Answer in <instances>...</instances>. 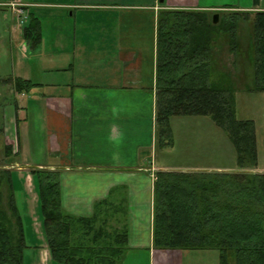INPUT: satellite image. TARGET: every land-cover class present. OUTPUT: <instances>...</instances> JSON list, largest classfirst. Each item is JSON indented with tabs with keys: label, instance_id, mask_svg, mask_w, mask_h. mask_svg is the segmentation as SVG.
Returning <instances> with one entry per match:
<instances>
[{
	"label": "crops",
	"instance_id": "crops-1",
	"mask_svg": "<svg viewBox=\"0 0 264 264\" xmlns=\"http://www.w3.org/2000/svg\"><path fill=\"white\" fill-rule=\"evenodd\" d=\"M48 2L0 0V11L12 9L17 17L19 10L27 15V4L62 9L46 17L55 25L49 27L48 21L45 31L41 26L42 40L35 47L23 38V26L14 23L10 29L13 75L2 82L15 97L4 127L14 139L5 138L10 150L2 169H16L19 178L27 179L28 210L32 169L60 172L62 207L75 216H91L95 204L116 190L115 200L127 210L124 264H155L172 253L186 264V253L153 245L154 177L171 170L158 165L155 156L158 15L165 9L219 11L225 6L257 12L264 11L262 1L257 9L253 0ZM18 81L33 85L27 89ZM33 148L41 150L44 162L34 159ZM44 250L49 251L46 242L41 255Z\"/></svg>",
	"mask_w": 264,
	"mask_h": 264
},
{
	"label": "trees",
	"instance_id": "trees-1",
	"mask_svg": "<svg viewBox=\"0 0 264 264\" xmlns=\"http://www.w3.org/2000/svg\"><path fill=\"white\" fill-rule=\"evenodd\" d=\"M260 2L253 0L255 9ZM30 16L23 38L35 47L42 40L41 25ZM243 20L251 21L245 38L239 34ZM220 41L230 45L233 68L246 70L250 92L264 93V11L225 6L219 11L159 12L156 145L173 146V117H209L233 145L237 170L158 171L153 245L186 254L218 251L220 264H264V173L253 171L259 165L256 125L238 118L237 76L221 69L214 56ZM19 84L27 89L33 85ZM31 175L52 262L124 264L129 249L120 216L127 215L124 202L110 195L95 204L91 216H75L62 207L59 171L32 169ZM27 247L11 173L0 169V264H24Z\"/></svg>",
	"mask_w": 264,
	"mask_h": 264
},
{
	"label": "rangeland",
	"instance_id": "rangeland-1",
	"mask_svg": "<svg viewBox=\"0 0 264 264\" xmlns=\"http://www.w3.org/2000/svg\"><path fill=\"white\" fill-rule=\"evenodd\" d=\"M25 1H42L49 3V0H24V2ZM215 1L220 0H214V2ZM261 1L264 7V0ZM230 3L232 2H229V4ZM43 4L44 3H41V5ZM235 5H238V3L236 2ZM27 7L30 11L27 10L26 22L28 23L29 21L30 23L32 20L29 19L30 12L32 11V14L40 21V25L44 28V31L48 21H50L49 27L55 25L54 19L50 18L47 20L46 17H51L62 11L60 7L45 8L42 6H35V4H27ZM0 8L2 7L0 6ZM15 8L17 9L18 7L15 6ZM52 11L55 12L53 13ZM17 14L12 11V9L0 11V38L2 39L0 42V93H2V96H0V169L6 165L3 162L6 151L5 138L14 139L13 133L4 134V127L12 114V110L10 109L11 106H15V97L8 88L9 86L3 84L2 80L10 79L13 75V49L15 41L10 40L9 32L14 23L21 25L20 20L17 22V18L21 19L23 16L19 17V13L17 17ZM251 18L253 17L250 15V19ZM22 26H24V23L21 27ZM249 31H251V21L243 20L239 30L240 36L243 35V38H245V35L248 34ZM245 42L243 43L244 47H246ZM229 49L230 45L227 41H220L214 56L221 65V69L227 68L233 72L234 77L237 76V115L240 119H251L255 122L259 165L258 168L253 171L264 173V93L250 92L251 89H248V86L251 85L250 77L244 73L246 70L242 72L239 68L237 70L233 68V55L229 52ZM172 130L173 146L156 147L155 156L158 165L169 167L173 171L237 170L236 154L233 145L228 139L227 134L215 125L209 117H175L172 119ZM33 155L35 156V160L44 162V156L39 148H36V150L33 148ZM8 171L13 173L15 199L23 218L26 233L28 247L25 251L24 264H55L51 261L49 251L44 250L41 255L42 247L45 242L41 227L42 220L38 212V203H36L37 193L33 190L34 185L32 184V177L29 179L28 193L32 207H29L28 210L25 207L27 197L23 189V186L25 187V182L27 184L26 187H28L27 179L25 177L19 178L16 169L9 168ZM112 192L111 195L115 198V192ZM124 207L126 206L124 205ZM120 216L123 218L122 215ZM165 257L164 259H162L163 257L157 258L155 264H179L176 253H172L170 257ZM187 261L186 264H220V257L219 252L214 250L191 251L187 254Z\"/></svg>",
	"mask_w": 264,
	"mask_h": 264
},
{
	"label": "built area",
	"instance_id": "built-area-1",
	"mask_svg": "<svg viewBox=\"0 0 264 264\" xmlns=\"http://www.w3.org/2000/svg\"><path fill=\"white\" fill-rule=\"evenodd\" d=\"M19 13H20V17L23 16V18H19L20 19V22H21V25H23V23L25 24L26 20H27V16L24 15V12L19 10ZM25 21V22H24ZM156 179V176L154 177Z\"/></svg>",
	"mask_w": 264,
	"mask_h": 264
},
{
	"label": "water",
	"instance_id": "water-1",
	"mask_svg": "<svg viewBox=\"0 0 264 264\" xmlns=\"http://www.w3.org/2000/svg\"><path fill=\"white\" fill-rule=\"evenodd\" d=\"M161 2H163L164 0H160ZM219 22V14H215L214 15V24H217Z\"/></svg>",
	"mask_w": 264,
	"mask_h": 264
}]
</instances>
